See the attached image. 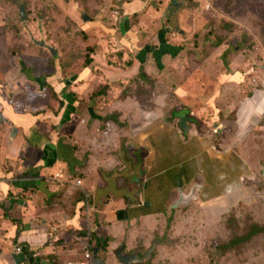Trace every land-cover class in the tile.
Returning a JSON list of instances; mask_svg holds the SVG:
<instances>
[{
	"label": "rangeland",
	"instance_id": "rangeland-1",
	"mask_svg": "<svg viewBox=\"0 0 264 264\" xmlns=\"http://www.w3.org/2000/svg\"><path fill=\"white\" fill-rule=\"evenodd\" d=\"M115 2L117 0H0V69L11 67L25 75V67L40 71L45 82L37 78H31L30 82L38 86V90L40 83L45 85L40 89L41 97L34 99L38 93L32 90L29 99L21 98L22 92L25 95L27 91L21 81L17 90L19 100L25 102L27 106L22 105L25 109L28 105L34 111L50 108L56 115L65 102L55 92L58 75L49 77L52 85L47 82V76L61 70L68 90L63 97L77 101V112L90 117L95 111L99 113L100 122L110 113L118 116L119 121L111 123L109 129L124 148L131 147L135 139L140 142L141 114L149 118L159 114L161 119L171 121L172 111L186 107L199 118L210 119L208 131L218 138L222 135L223 147L218 150L230 158L231 197L212 192L206 201L200 197L198 203L196 198L190 205L176 207V212L189 207L184 213L179 212L180 217L189 220L178 221L176 253L171 254L177 264H264V233L231 252L224 253L221 249L236 236L246 234L252 225H264V159L255 168L250 166L251 177L239 182L243 175H250L239 149L247 150L254 145L256 134L252 130L256 123L264 120V0H179L175 3L176 10L185 2L191 3L190 22L189 18L179 22L178 29L171 28L165 35L159 31L160 23L143 27L138 25L137 13H133L135 25L131 31L140 35L136 44H131L129 35L111 31L120 30L118 12L114 11L121 12V8L113 4ZM161 9L163 7L159 11ZM181 15L179 12L178 18ZM102 24L108 28H103ZM161 39L168 46L180 48L163 70L150 58L160 47ZM138 51L147 55L145 66L142 65L145 78L138 76L139 69L134 71L131 67ZM88 56L93 62L87 67ZM17 64L26 65L18 67ZM102 66L123 73L108 79L97 69ZM86 70L94 74L79 79ZM98 91H102L101 95L89 98ZM214 123L218 124L217 129ZM104 128L101 124L100 130ZM60 139L67 140V137L61 135ZM73 139L76 146H81L78 137ZM76 140L79 141L76 143ZM260 146L264 149V139ZM245 153L253 154V151ZM136 154L138 162L143 163L142 150L137 149ZM72 157L75 161L74 153ZM123 159L130 161L127 155ZM124 161L105 179L100 195L90 192L93 214L95 204L102 201L105 194L113 197V189L124 182L118 179L127 180L140 174L141 165L135 169ZM75 171L77 174L78 170ZM110 183L116 186L109 187ZM80 197L81 194L77 199ZM218 198L223 200L221 205L217 203ZM201 202L204 205L201 206ZM81 217L86 219L85 211L81 212ZM93 219V226L97 227ZM97 234L98 230L94 235L98 242ZM63 257L60 264L69 261L71 254L68 252Z\"/></svg>",
	"mask_w": 264,
	"mask_h": 264
},
{
	"label": "crops",
	"instance_id": "crops-1",
	"mask_svg": "<svg viewBox=\"0 0 264 264\" xmlns=\"http://www.w3.org/2000/svg\"><path fill=\"white\" fill-rule=\"evenodd\" d=\"M177 1L117 0L113 4L121 8V12L114 11L118 12L120 30L113 28L111 31L121 36L129 35L133 40L131 44L138 43L139 33L131 31L135 25L132 14L137 13L138 25L150 28L160 23L159 31L168 34L171 28L176 30L180 27L179 22H185L187 18L190 22L191 3L185 2L180 10H176ZM161 7L163 9L159 11ZM179 12L182 13L180 18ZM84 19L88 20V17ZM102 27L108 28L105 24ZM171 35L179 39L177 35ZM146 56L145 53L136 52V59L131 65L134 71L142 68L143 64L145 66ZM150 58L159 70H163L175 57L169 51L165 52L159 58L160 67L153 53ZM25 65L17 64L18 67ZM6 68L0 69V264H56V261L60 264L65 253L63 247L54 242L52 226L62 224L78 231L87 225L79 214L81 197L77 199V196L81 189L72 187L65 180L82 178L84 190L89 194L94 192L95 196L100 195L104 190L103 182L113 175L115 167L121 165L124 155L130 160L124 162L133 168L141 165L140 174L132 175L127 180L118 179L124 182L113 189V197L105 194L107 196L102 201L96 202V213L92 214L99 228L95 264H177L171 254L176 251V225L179 220H189L179 216V212L184 213L189 207L178 209L179 212H176V207L172 208L178 200L176 188L181 187L185 193L197 190V202H200V197L208 200L212 192L228 194V199L231 197L230 158L218 150L223 147L222 135L218 138L214 132L208 131L210 119H201L186 107L172 111L171 121L161 119L159 114L153 118L141 114L140 142L135 139V133L132 146L124 148L120 139L110 137V129L107 135L100 130L99 113L94 111L89 117L77 112V101L63 97L68 90L61 70L46 75L50 85L49 77L58 75L54 82L57 85L55 92L65 102L56 115L52 109L44 106L45 109L34 111L28 105L24 112H19L18 109L25 105L17 94L21 81L27 89L25 95L22 92L21 98L29 99L32 90H35L38 93L35 99L40 97V89L45 85L40 83L42 86L38 90V86L30 80L37 78L42 82L45 78L40 77V71H31L28 67H25L26 75L20 70L18 73L11 67ZM97 69H101L108 79L123 73L110 67ZM88 74L94 72L86 70L79 79H86ZM217 126L213 124L216 129ZM252 131L256 134L254 145L247 150L239 149L250 175H243L239 182L251 177L250 166L255 168L264 159V149L260 146L261 139H264V120L256 123ZM61 135L67 140L62 141ZM74 136L79 138L81 144L76 152H73L76 147ZM101 138L109 140V145H103ZM111 140H114L113 143ZM226 147L227 150L230 148L229 145ZM137 149L142 150L143 163L138 162ZM246 151H253V154ZM73 153L75 163L71 158ZM75 170H78L77 174ZM58 173L62 179H56ZM115 186V183L109 184V187ZM217 203L221 205L223 200L218 198ZM200 204L204 205L202 202ZM93 218L91 222L94 224ZM103 243L102 247L98 245ZM63 245L67 252L65 248L68 243ZM26 250L34 261L27 260ZM53 256L56 257L55 262L50 259Z\"/></svg>",
	"mask_w": 264,
	"mask_h": 264
},
{
	"label": "built area",
	"instance_id": "built-area-1",
	"mask_svg": "<svg viewBox=\"0 0 264 264\" xmlns=\"http://www.w3.org/2000/svg\"><path fill=\"white\" fill-rule=\"evenodd\" d=\"M56 179H62V176L58 173ZM65 183L71 184L74 188L81 189V193L84 197L81 206L79 207V214H81L82 211H85V221L87 225L84 229L79 228L78 231L70 230L62 224L53 225L51 233L54 242H58L57 245L63 247L65 254L68 252L71 254V259L65 262V264H95L97 261L94 251L97 249V241L94 240V235L98 228L94 227L91 222L92 214L95 210L90 202L91 195L84 190L83 181L80 180V178L76 181H71L67 178ZM65 243H68V246L65 248L67 252L64 250L63 244ZM17 251H21V249H17ZM74 256L78 258L81 257V259L73 260L72 257Z\"/></svg>",
	"mask_w": 264,
	"mask_h": 264
},
{
	"label": "trees",
	"instance_id": "trees-1",
	"mask_svg": "<svg viewBox=\"0 0 264 264\" xmlns=\"http://www.w3.org/2000/svg\"><path fill=\"white\" fill-rule=\"evenodd\" d=\"M179 50H180V48L179 47H172V46H168V45H166L165 44V42L161 39V41H160V47H159V49L157 50V51H154L153 52V54L156 56V63H157V65H158V67H160L159 66V58L165 53V52H170V54H171V56L172 57H175L176 55H177V53L179 52ZM144 54V53H143ZM93 62V59L90 57V56H88L87 58H86V64H87V67L89 66V65H91V63ZM141 62V61H140ZM138 76L141 78H145L146 77V74H145V72L143 71V68H139V73H138ZM42 81V83H44L45 81H43V80H41ZM101 93H102V91H98V92H94L93 94H92V96H91V98H94V97H96V96H99V95H101ZM41 97V96H40ZM44 97V96H43ZM67 98L69 97V95H67L66 96ZM69 99V98H68ZM60 105L62 106V102H60ZM19 110V112H24V108H19L18 109ZM39 111H41V110H39ZM41 113V112H40ZM104 120H106L107 122L108 121H112V122H118L119 121V119H118V116L116 115V114H114V113H110V114H108L107 116H105L104 117ZM60 143V142H59ZM78 149H79V146H76L75 147V150H73V152L75 151H78ZM73 163H75L76 162V160L74 161H72ZM80 194H81V199H80V202H79V204H81L82 203V199H83V195H82V193L80 192ZM262 233H264V225H260V224H254V225H252L250 228H249V230L246 232V234H244V235H242V236H236L233 240H231L230 242H228V243H225L222 247H221V249H222V252H224V253H226V252H228V251H232L234 248H237L238 246H240V245H242V244H245V243H247V242H249L250 240H252L254 237H256V236H258L259 234H262ZM98 243V242H97ZM208 244H209V242H208ZM100 247H102L103 245H104V243L103 244H98ZM237 246V247H236ZM207 249V248H206ZM206 249H204L205 251H206ZM25 252V255H26V258H27V260L28 261H34V257H32V255H31V253L28 251V250H26V251H24ZM50 259H52L54 262L56 261V257L55 256H53L52 258H50ZM72 259L73 260H76V259H78L77 257H72Z\"/></svg>",
	"mask_w": 264,
	"mask_h": 264
},
{
	"label": "water",
	"instance_id": "water-1",
	"mask_svg": "<svg viewBox=\"0 0 264 264\" xmlns=\"http://www.w3.org/2000/svg\"><path fill=\"white\" fill-rule=\"evenodd\" d=\"M22 14H23V19H25V14L23 12V9H22ZM181 125H183L182 122H181ZM194 191L195 190H190L187 194H185L181 189H179L177 191V194H179V193H181V194L177 196L178 200H176L175 206L172 205V208L173 207H180V206H183V205H190L192 202H194V200L196 198H198V194H194ZM180 200L183 203L182 204H177V202L180 201ZM97 253H98V250L96 249L95 250V255H97ZM125 263H127V259L126 258H125Z\"/></svg>",
	"mask_w": 264,
	"mask_h": 264
},
{
	"label": "flooded vegetation",
	"instance_id": "flooded-vegetation-1",
	"mask_svg": "<svg viewBox=\"0 0 264 264\" xmlns=\"http://www.w3.org/2000/svg\"><path fill=\"white\" fill-rule=\"evenodd\" d=\"M102 125H105V128H104V135H107L108 134V131H109V126H110V124L111 123H114V122H112V121H106V120H101V122H100ZM110 137L111 138H113V137H115V135L112 133L111 135H110ZM101 140V143L103 144V145H106V146H108L109 145V140H107V139H105V138H101L100 139ZM111 148H114V146L113 147H111ZM194 194H198V192H197V190H195L194 191ZM177 197V196H176ZM180 202H181V200H180ZM183 202H181L180 204H182ZM198 203V202H197ZM196 203V204H197Z\"/></svg>",
	"mask_w": 264,
	"mask_h": 264
},
{
	"label": "bare ground",
	"instance_id": "bare-ground-1",
	"mask_svg": "<svg viewBox=\"0 0 264 264\" xmlns=\"http://www.w3.org/2000/svg\"><path fill=\"white\" fill-rule=\"evenodd\" d=\"M180 203H181L180 201L177 202V204H180Z\"/></svg>",
	"mask_w": 264,
	"mask_h": 264
},
{
	"label": "clouds",
	"instance_id": "clouds-1",
	"mask_svg": "<svg viewBox=\"0 0 264 264\" xmlns=\"http://www.w3.org/2000/svg\"><path fill=\"white\" fill-rule=\"evenodd\" d=\"M98 228V227H97ZM99 229V228H98ZM98 249V248H97Z\"/></svg>",
	"mask_w": 264,
	"mask_h": 264
}]
</instances>
